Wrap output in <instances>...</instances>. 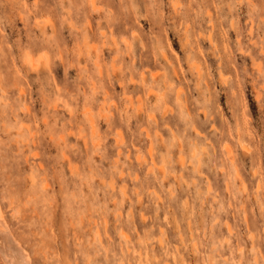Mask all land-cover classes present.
Returning <instances> with one entry per match:
<instances>
[{
  "label": "rangeland",
  "instance_id": "obj_1",
  "mask_svg": "<svg viewBox=\"0 0 264 264\" xmlns=\"http://www.w3.org/2000/svg\"><path fill=\"white\" fill-rule=\"evenodd\" d=\"M0 201L33 264H264V0H0Z\"/></svg>",
  "mask_w": 264,
  "mask_h": 264
},
{
  "label": "bare ground",
  "instance_id": "obj_2",
  "mask_svg": "<svg viewBox=\"0 0 264 264\" xmlns=\"http://www.w3.org/2000/svg\"><path fill=\"white\" fill-rule=\"evenodd\" d=\"M12 197V196H11ZM1 253L6 264H33L30 254L22 247L8 225L0 201ZM2 257V256H1ZM4 261V260H3Z\"/></svg>",
  "mask_w": 264,
  "mask_h": 264
}]
</instances>
